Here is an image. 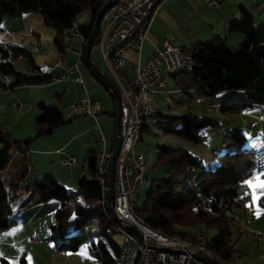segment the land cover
<instances>
[{
    "label": "trees",
    "instance_id": "trees-1",
    "mask_svg": "<svg viewBox=\"0 0 264 264\" xmlns=\"http://www.w3.org/2000/svg\"><path fill=\"white\" fill-rule=\"evenodd\" d=\"M104 1L0 0V22L6 16L36 12L45 25L54 29L52 43L56 49H61L64 29L72 19L84 12H87L89 20L87 23H81L79 29L86 40L93 27L95 15ZM100 24L101 20L98 32ZM227 30L242 34V40L236 46L227 45L222 36H215L207 41H195L191 48L181 47L191 55L192 68L168 73L175 88L187 94L191 92V98L211 97L220 91H235L245 97L242 101L232 100L220 106L219 112L222 114L238 113L256 104L264 105V24L254 22L253 15L240 7V17H231L227 22ZM7 47L13 60L24 57L30 66L36 64L28 47L12 43H8ZM6 53V49L1 48L0 77L4 74L12 80L8 84L0 80V87L11 90L23 83L46 81L47 77L44 76H25L14 67V61H4ZM81 58L83 63V52ZM102 73L109 79L104 71ZM119 74L125 77L127 75L123 69ZM104 88L109 91L107 86ZM36 108L33 132L30 136L10 142L6 131L0 130V173L11 163L7 153L10 144L15 146V154L20 153V164L22 168H26L28 144L40 136L50 134L58 125L75 116L73 114L63 118L58 105L44 101L38 102ZM103 112L113 114V110ZM154 115L161 118L158 128L162 133L193 143L204 139L205 136L200 132L204 127L226 128L227 131L222 132L225 142L240 145L244 141V134L237 127L230 128L225 122L213 117L189 112L162 115L156 111ZM145 126L142 124L139 134ZM156 150L153 166L164 167L163 175L149 179L143 205L140 208L133 207L135 215L161 233L187 236L192 240H195V233H191L187 228L197 224H201L204 230L211 228L212 234H202L201 239L216 255L229 258L234 250L233 244L229 242V226L233 219L231 212L249 198V194L245 195L249 191L243 182L256 154L242 149L220 152L214 149L205 161L210 168L192 177L196 170L203 167L197 156L182 148H166L163 145H157ZM95 153L93 150L85 152L84 159L89 175L77 176L73 191L67 190L57 180L46 177L34 182L30 191L25 194L28 193V197L33 195V202L36 203L48 197L57 200L52 214L53 224L50 226V239L56 250L72 251L85 243L86 251L99 264H114L118 259L119 245L111 237L114 234L113 223L107 216V210L104 204L99 203V186L94 171ZM15 154L11 158H14ZM262 176L264 178V175ZM24 188L29 190L27 185H24ZM257 204L264 208V195H261V191ZM8 211L9 202L0 179V229L7 227L12 220ZM225 211L230 214H225ZM87 222L90 224L87 225ZM91 224L95 227L94 233H100L103 240H92L84 232L69 233L72 229L89 227ZM15 264H25L24 258L19 256Z\"/></svg>",
    "mask_w": 264,
    "mask_h": 264
},
{
    "label": "rangeland",
    "instance_id": "rangeland-1",
    "mask_svg": "<svg viewBox=\"0 0 264 264\" xmlns=\"http://www.w3.org/2000/svg\"><path fill=\"white\" fill-rule=\"evenodd\" d=\"M36 15L39 20H37V23H34L35 28H39V34L41 38H43L42 41L46 44L47 49L37 50L28 43L25 46L30 49V53L35 57V60L41 63L43 61H50L52 59V57L50 58V53L55 52L52 43L54 29L45 25L39 14ZM82 17L83 13H80L76 18L82 20ZM84 20L85 23H87L89 18H85ZM102 21L103 20H101V22ZM205 31L207 33L204 35L203 41L210 40L213 37L210 36L212 33L208 32L209 29H205ZM229 34L226 44L231 46H236L240 42L232 41L235 35H237V37H243L240 32L236 31L229 32ZM220 36L224 37V35ZM74 55L75 58L72 61L77 59L76 54ZM90 57L100 64L101 61L94 49L91 50ZM14 66L16 68H21L19 69L20 71L30 67L24 57H18L17 60L14 61ZM84 66V63L79 65V67L85 68ZM87 77L96 81L93 76ZM110 79L114 83L111 77ZM83 80H85L84 76ZM66 82L67 80H52L41 83L38 85V88L42 89L52 84H62ZM96 83L99 85V93H101L103 97V103L97 96L89 95V93L87 94L89 98L92 101H96L99 106L97 111L98 114L95 115L94 119L89 115L77 112L72 113L70 111L69 104L73 101L74 95L67 91L60 99H52V103L49 101L48 103L57 104L63 118L73 114H75V116L67 122L58 125L50 134L40 136L28 144L26 148V168H22L20 164L22 162V156L18 152L15 154V146L10 144L7 148L11 163L1 171L0 179L3 182L5 196L9 202L8 216L12 217L11 222L7 226L11 237L7 239L1 236L3 244H1L0 253L2 252L1 256L4 255V259H7L10 264L17 263L19 255L24 258L25 264H33V261H39L41 263L48 262L49 264H55L56 262H62L64 264H99L94 257L88 254L85 243L80 244L76 250L72 251L55 250L52 240L50 239V226L53 224L52 214L54 208L57 206V200L53 197H48L39 204L33 202V195L28 197L26 196L28 193L25 194L30 191L34 182L40 181L46 177L57 180L62 183L67 190L73 191L76 177L80 175L87 177L89 175L86 167V160L84 159L85 152L89 149L88 145L93 143V141H98L99 132L102 133L105 138L107 137L109 144L112 141L114 115L102 111L105 110L110 112L113 110L114 112L115 103L109 91L98 81H96ZM171 86L172 84L169 83V87ZM18 87L19 86H16L11 90L2 88V94H0V103H2V107L0 108V130L6 131L10 142L23 139L32 134L34 116L36 114V110L34 113L33 111L24 112L25 109L21 110L20 106H15V102H26L23 101L21 92H19V95L16 97H9V92ZM52 89L53 87H49V90ZM73 93H78V91L73 90ZM165 94L166 93L162 92L153 94L159 114L178 115L189 112L213 117L218 121L225 122L230 128L237 127L244 134V141L240 145L225 142L222 135L223 128L204 127L200 130L205 136L204 139L201 142L193 143L184 138L162 133L158 128V124L161 122L159 116L153 115L145 119L144 124L146 126L140 132V140L135 147L137 152L139 151L143 155L145 167L143 179L138 184V192L134 198V207L136 208H140L144 203L149 179L163 175L164 167L153 166L157 155V145H163L166 148H182L190 154L197 156L203 163V167L196 170L192 177L204 173L210 168L205 161L210 157L211 151L214 149L218 150V152L222 150H250L251 154H256L264 150V144L261 141L264 134V121L259 119V115L264 114V107L240 111L238 113L230 112L222 114L219 112L220 106L225 103L232 100H244L245 97L238 92L220 91L211 97L196 96L193 98L190 97L191 92L190 94L185 92L167 93V95L170 96V104L174 108L173 111L168 110V101L164 99ZM179 99H181V101ZM210 105H212L214 109L209 110ZM100 116L107 122L109 129L108 135L105 134L106 129L99 121L98 117ZM89 127L90 129H87ZM81 130L86 131L79 137L73 136L67 146H61L70 135L76 134V132ZM222 143L224 145H222ZM0 146H2V143H0ZM40 149L50 151L43 154L40 152ZM14 154V158H11ZM69 156H73L76 160L73 166L60 162L61 158ZM258 174L262 173H257L254 176ZM262 179H264L263 176L259 175V179L255 182L256 197H258L261 191L260 180ZM24 185H27L29 190L24 188ZM247 188L249 191V198L245 200L242 206L233 208L231 212L233 219L229 226V242L233 244L234 250L231 254L230 261L232 264H264V208L257 204V198L255 200L253 199L254 189L248 186ZM187 229L191 231V233H195V235H210L213 232L211 228L204 230L201 224L191 226ZM1 231V233H3V230ZM94 231L95 227L91 224L89 227L72 229L69 233L84 232L87 233L88 237L92 240H103V236L98 232L94 233ZM28 232H33L30 234H34L40 241L44 235L47 241L46 243H48L49 246L46 247L42 244L43 246H41V248H32L33 244L28 240V236L30 235L27 234ZM24 233L27 234L26 237H22ZM111 237L117 245L120 244L115 234H112ZM0 264H3L2 261H0ZM114 264L123 263L116 259ZM148 264L157 263L151 261Z\"/></svg>",
    "mask_w": 264,
    "mask_h": 264
},
{
    "label": "built area",
    "instance_id": "built-area-1",
    "mask_svg": "<svg viewBox=\"0 0 264 264\" xmlns=\"http://www.w3.org/2000/svg\"><path fill=\"white\" fill-rule=\"evenodd\" d=\"M221 1L205 0L212 7H216ZM160 2L161 0H112L111 6L101 19H108L109 24L104 30H99L91 48L97 51L105 71L114 81L120 99L117 129L119 143L113 161L110 198L113 216L106 211L113 223V232L120 242L118 260L123 264H148L151 261L157 264H213L200 258L206 257L218 264H232L229 258L216 255L201 239L202 234L195 235V240L178 234H164L143 223L133 212L134 198L138 192V184L142 181L144 169V157L135 150V147L139 143L138 135L145 119L156 113L157 105L153 94L165 91L166 74L190 70L193 66L191 55L167 39H163L160 46L156 47L153 54L143 63L132 64L122 57L126 51L135 53L140 51ZM86 16L87 12H84L82 20L77 18L71 20L64 29L61 49H57L50 61L36 63L28 69L21 70L25 76L47 77L46 81H35L33 84L52 80L83 83L78 68L82 63L85 39L79 25ZM12 34L8 29H0V37L6 38L4 48L7 53L4 61L9 63L14 61L7 47V39ZM28 44L37 50L47 49L46 44L36 36H30ZM65 52L76 54L77 59L68 64L62 63L61 55ZM121 69L131 74L125 83L119 74ZM1 78L5 84L12 80L10 76L4 74H1ZM167 93L169 91H166L164 99L168 101V110L173 111ZM15 106H20V103H15ZM261 107L264 105L256 104L247 110ZM69 108L72 113H82L94 118L99 106L84 93L73 100ZM211 109H214L212 105L209 107V110ZM259 119L264 121V114H260ZM226 131V128L222 129V132ZM98 140L101 145L95 153L94 171L99 186V203L105 206L111 150L104 148L102 135H98ZM261 141L264 142V134ZM60 162L73 165L75 159L64 157ZM263 172L264 150L256 153L244 180L252 179L255 174ZM224 213L230 214L227 211ZM89 224L90 222H87V225ZM130 226L139 232V239L129 229ZM28 240L35 242L37 238L34 234H30Z\"/></svg>",
    "mask_w": 264,
    "mask_h": 264
},
{
    "label": "crops",
    "instance_id": "crops-1",
    "mask_svg": "<svg viewBox=\"0 0 264 264\" xmlns=\"http://www.w3.org/2000/svg\"><path fill=\"white\" fill-rule=\"evenodd\" d=\"M240 7L245 8L253 15L254 22L264 24V0H222L216 7H212L208 5L205 2V0H161V2L157 6V13L153 18L151 24L149 25L146 36L142 41L140 51L138 53L132 51H126L122 57L126 61L132 64L143 63L148 57H150L153 54L156 47L160 46L161 41L163 39H167L169 42L179 47H188L191 46L195 41H203L205 37L204 35L207 33L205 29L207 30L209 29L208 32L212 33L210 34L211 37L224 35V39L225 41H227V37L228 35H230L229 31L227 30V22L231 17H236V18L240 17ZM36 14L37 13L35 12H24L18 16L4 17L0 22V29H8L13 33L12 36H10L7 39V42L25 46L28 43V39L30 36H36L37 38L42 40L43 38H41L39 34L40 30L37 27L35 28V24H34L37 23V20H39ZM85 18L87 19V16ZM83 23H85L84 19H83ZM108 24H109L108 19L103 20L100 24V30H104ZM241 39H242L241 36L237 37V35H235L232 41L239 42L241 41ZM5 41L6 38L0 37V57H1V48L4 47ZM53 48H54L53 50L56 52L57 51L56 47L54 46ZM54 53H50L51 54L50 58L53 57ZM31 56L33 58L34 63H39L38 61L35 60V57L32 54ZM74 56L75 55L72 52H65L61 55V61L62 63L68 64L75 58ZM16 60L17 58L14 59V61ZM92 62L94 66L97 65V67L101 69V72L104 71L108 75L101 62L100 64L95 60H92ZM84 67L85 68L83 67L78 68L79 74L82 76V78L83 76L85 78V80H83V83L67 80L66 83H62V84L56 83L50 85L49 87H53L52 90H49V87H43L42 89H39L38 85L40 84L23 83L21 85H18L19 87L16 88L15 90L9 92V97L11 98L16 97L19 95V92H21L22 99L23 101L26 102L25 103L15 102V103H20V109L21 110L25 109L24 112L33 111V113L35 112V110H37L36 104L38 102L44 101L48 103V101L51 102L54 99H58V98L60 99L67 91L74 95L73 100L78 99L79 96H81L84 93L86 94L89 93V95L97 96L102 101L103 97L101 96V93H99L100 88L99 85H97L96 81H98L100 84H102V82L96 76H94V74H92L86 66ZM16 69L19 70L21 68H16ZM126 74H127L126 77L121 76V80L124 83L127 80V78L131 76L130 73L126 72ZM87 76H93L95 78L94 80L96 81H93ZM165 76L167 79V86L165 87V91L162 93H166V91H169V93L182 92L175 88V86L173 85V81L170 78V76H168V74H166ZM0 80H2L1 77ZM109 80H110V76H109ZM169 83L172 84L171 87H169ZM2 88L3 87H0V94H2ZM73 90H77L78 93H73ZM179 100L181 101V99ZM1 107H2V103H0V108ZM98 118L102 126H104L106 129L105 134L108 135L109 129L107 126V122L104 121L101 116ZM27 125H28V121H27ZM96 127L98 129L97 125ZM87 129H90V127ZM85 131L86 130H81L76 132V134L70 135L64 141V143L61 144V146L64 147L67 146L69 142L72 140L73 136L79 137ZM114 133H115V121H114V129L112 134L113 138H114ZM99 134L102 135L103 137L104 148L111 150L110 147L112 146L113 138L109 144L107 137L105 138V136L100 132ZM138 139L140 140V134L138 135ZM100 145L101 144L99 140L93 141V143H90L88 145L89 149L87 150H93L96 152L99 149ZM222 145L224 144L222 143ZM47 151L50 150L40 149V152L43 154L46 153ZM69 157H73V156H69ZM142 179H143V174H142ZM37 203L41 204V201ZM7 228L8 227L0 229V248H1V244H3L1 240V236H4L7 239L11 237V234H9V229ZM1 230H3V233H1L2 232ZM30 233L33 232H28L27 234ZM27 234L24 233L22 237H26ZM42 237L43 238L41 241L37 239L35 242L32 243L30 242L31 244H33L32 248H36V249L41 248V246L43 245H45L46 247L49 246L48 243H46L47 241L45 236L43 235ZM1 253H0V261H2L3 264H10V262L7 259H4L5 257L4 255L1 256ZM230 258L231 256L229 257V260ZM39 263L49 264L48 262L41 263L39 261L38 262L33 261V264H39ZM55 264H64V263L56 262Z\"/></svg>",
    "mask_w": 264,
    "mask_h": 264
},
{
    "label": "water",
    "instance_id": "water-1",
    "mask_svg": "<svg viewBox=\"0 0 264 264\" xmlns=\"http://www.w3.org/2000/svg\"><path fill=\"white\" fill-rule=\"evenodd\" d=\"M112 0H105L101 8L97 11L95 18H94V23L93 27L90 30L86 40H85V47H84V52H83V63L85 66L88 68V70L96 76L104 86L108 87L109 93L111 97L114 100L115 103V110H114V121H115V133H114V138L111 146V153H110V166L109 170L107 173V191H106V198H105V208L110 216H113V212L110 206V198L112 194V175H113V161L114 157L117 152L118 148V143H119V136L117 134V129H118V109L120 107V99H119V94L114 86V84L98 69L94 66L91 58H90V53H91V48L93 45V40L98 32V27L100 20L102 19L104 13L107 11V9L111 6ZM129 229L137 236L139 239V232L132 226L129 227ZM203 260L213 263V264H218L214 260H211L206 257H200Z\"/></svg>",
    "mask_w": 264,
    "mask_h": 264
},
{
    "label": "snow or ice",
    "instance_id": "snow-or-ice-1",
    "mask_svg": "<svg viewBox=\"0 0 264 264\" xmlns=\"http://www.w3.org/2000/svg\"><path fill=\"white\" fill-rule=\"evenodd\" d=\"M259 175H264V174H258L254 176L252 179L245 180L243 183L247 185L249 188L254 189L253 191V199L255 200L257 197L255 195V182L257 179H259ZM260 187H261V195H264V179L260 180ZM249 193H245V195H248ZM83 254V253H81Z\"/></svg>",
    "mask_w": 264,
    "mask_h": 264
}]
</instances>
